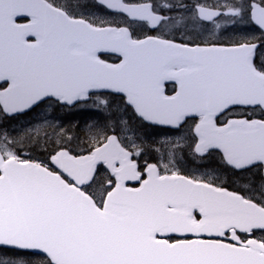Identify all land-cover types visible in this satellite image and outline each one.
I'll return each mask as SVG.
<instances>
[{
	"label": "snow or ice",
	"instance_id": "1",
	"mask_svg": "<svg viewBox=\"0 0 264 264\" xmlns=\"http://www.w3.org/2000/svg\"><path fill=\"white\" fill-rule=\"evenodd\" d=\"M176 10L166 0H0V264H264V0ZM221 16L226 46L189 31L218 29ZM45 105L65 115L34 123L59 119L57 133L73 110L99 117L85 124L86 154L67 136L49 162L23 156L49 134L10 122ZM121 109L168 135L187 128L194 161L219 152L224 171L259 183L241 192L182 174L175 152L150 162V151L184 147L147 144Z\"/></svg>",
	"mask_w": 264,
	"mask_h": 264
},
{
	"label": "rangeland",
	"instance_id": "2",
	"mask_svg": "<svg viewBox=\"0 0 264 264\" xmlns=\"http://www.w3.org/2000/svg\"><path fill=\"white\" fill-rule=\"evenodd\" d=\"M59 2L64 3V2H66V0H59ZM81 2L82 3L83 2L92 3V0H81ZM159 2L163 3V2H165V0H159ZM166 2H170V3L177 5V10L175 12H172V13L176 18H179V15H181V14L187 15L190 12V10L192 9V7L197 3L203 4V5H214L218 2H220V3H224V2L231 3L232 0H166ZM181 4L187 5V8L180 7ZM221 10L225 11V12L227 11V9H221ZM226 19L229 20V17L223 16L222 19L219 20L217 23H219L222 27H224L226 24H228ZM210 28H211V30H213L215 28V26L214 27L212 26ZM197 29H199V28H196L193 31L199 32ZM205 30H206V33H209L207 27L205 28ZM248 30H249V34L257 35L256 31H251L250 28ZM54 109H55L54 106L47 107L45 105L42 109H38L37 112H34L35 117L31 121L27 120L22 125H20L19 127H17L15 124H12V125L10 124V130H11V128H15L17 131H21L22 126L31 125L34 129H45V130H47V132L49 134L48 139H47V143H46V147H45V138L43 135V131H41L40 132V145L39 146L35 145V142H33L32 144H25L22 147L23 156H30L34 160L48 162L47 159L45 160V158H48V153L52 152L53 149L61 142L62 137L66 139L67 136H71L70 134H67V131H69L70 126L72 127V129H76V125L78 123H80L79 130L84 131L86 122L99 119L98 116H96L95 118H91L90 116H88L90 114L88 112H83L81 114L77 113L76 118H74V120H65L63 122L64 130L61 133H57L55 131V129L59 128V126H60L61 121L59 119H58V122H54L53 121L54 119H52V120H48L47 122H43L40 124L34 123L35 121H38V120L42 121L46 115L51 116L53 118L62 117L65 115L64 112H62V111L57 112ZM37 113H39V115ZM83 114H85V115L88 114V115L84 116ZM120 117H124V119L126 121H130V127L131 128L139 129L140 130L139 134H140L141 138H145V137L147 138L146 139L147 144H153L156 141H165V140L179 141L181 146L184 147V150L186 149V145H187L188 141H187V138L185 135L183 136V138L181 136H168V135H164V134H161L158 136H153V137L148 136V134L137 125V122L134 120V118L132 117V114L129 111L127 113H124V111L121 109L118 113L117 118L119 119ZM49 124L53 125V127H49ZM149 134L153 135L152 132H149ZM129 135H131V133H129ZM134 138L135 137H133V139ZM76 142L74 144L68 143L67 146L72 148L76 154L86 153L85 152V149L87 148L86 140L80 139L77 143ZM36 150H38V152H36ZM184 150L181 151L178 148H164L161 150L160 153H156L155 151H150L148 156L146 157V159H148L150 162L159 161L162 164L163 163H169V157L167 154L170 152H175V155L173 157H171L170 166H174L175 168L179 169L180 172L190 171V173H192V174L195 173L197 175H209L211 177L217 178L219 171L216 169L209 168V169L205 170V169H201V167H199L197 164H192V165L186 164V158L184 156ZM187 158H188V156H187ZM141 162L144 163V159H140V163ZM225 182L226 181L224 180L223 183H225ZM252 183L253 182L249 181L247 184H236V185H233L232 188L239 190V191H242V192H249L252 190Z\"/></svg>",
	"mask_w": 264,
	"mask_h": 264
},
{
	"label": "flooded vegetation",
	"instance_id": "3",
	"mask_svg": "<svg viewBox=\"0 0 264 264\" xmlns=\"http://www.w3.org/2000/svg\"><path fill=\"white\" fill-rule=\"evenodd\" d=\"M170 15L174 16L173 13H170ZM175 17V16H174ZM222 18H219L216 20L218 22ZM227 22L229 21L226 19ZM203 24H206V27L209 31V33H206L205 28H199L197 29L199 32L193 31L192 29H189L190 32L193 33V35L199 34L200 38L203 40L207 41H212L214 43H218L220 45H225L227 44L229 38L232 36V25L228 22L224 27L220 28H214L211 30L210 27H214V25L211 22H202ZM208 35V36H207ZM177 40L183 39L182 36H177ZM173 89L171 87L168 88V92L172 93ZM23 116L18 117L17 119H22ZM132 117L135 118V116L132 114ZM137 120V119H136ZM191 124V121L189 122ZM21 125V122L19 121L17 123V126L19 127ZM143 130L148 134V136H158L161 134L168 135V129L166 128H160V127H155V126H147L146 128L143 126ZM149 132H152L153 135L149 134ZM184 135L187 137V128L184 130ZM172 136V135H168ZM184 156L186 158V164L192 165V164H197L201 169H216L219 171L217 177H219V182L223 183L225 180L226 182L223 183L224 186L228 189H231L233 185L236 184H247L249 181L259 183V176L256 175L255 173H245L242 175H234L230 171H224L225 166L221 162V157L220 154L217 152H214L211 156H209L207 159L203 161H194L191 157V154L187 151V149L184 150ZM188 156V158H187ZM143 166V165H142ZM221 172V173H220ZM182 174H192L190 171L187 172H181ZM216 179V177H212ZM234 189V188H233ZM239 191V190H237ZM242 192V191H241Z\"/></svg>",
	"mask_w": 264,
	"mask_h": 264
},
{
	"label": "trees",
	"instance_id": "4",
	"mask_svg": "<svg viewBox=\"0 0 264 264\" xmlns=\"http://www.w3.org/2000/svg\"><path fill=\"white\" fill-rule=\"evenodd\" d=\"M83 115L87 116L88 114L87 115L83 114ZM88 116H90L91 118H95L96 115L89 114ZM75 118H76V116H75ZM78 125L80 126V123H78ZM67 134H70L72 137V140L69 142V144H74L76 141L78 142L80 139L85 140L84 131L79 130V128H77V127H76V129H72V127L70 126V129H69V131H67ZM77 137H79V139H77Z\"/></svg>",
	"mask_w": 264,
	"mask_h": 264
},
{
	"label": "water",
	"instance_id": "5",
	"mask_svg": "<svg viewBox=\"0 0 264 264\" xmlns=\"http://www.w3.org/2000/svg\"><path fill=\"white\" fill-rule=\"evenodd\" d=\"M131 183V182H130Z\"/></svg>",
	"mask_w": 264,
	"mask_h": 264
}]
</instances>
